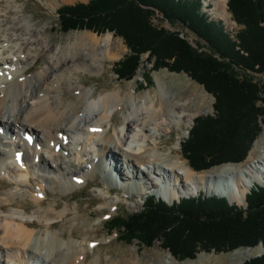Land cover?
<instances>
[{"label": "bare ground", "instance_id": "1", "mask_svg": "<svg viewBox=\"0 0 264 264\" xmlns=\"http://www.w3.org/2000/svg\"><path fill=\"white\" fill-rule=\"evenodd\" d=\"M11 1L0 0V17L6 25L0 29V174L4 173L3 166L6 165L9 175L14 178L10 181L11 189H5L0 176V188L3 187L0 190V264H27L26 258H41L43 264H104L99 253L92 261L88 251L77 243L78 233L74 226L72 240L66 243L63 231L45 234L60 222L57 219L68 216L70 207L67 205L58 210V201L46 204L49 192L42 184L35 189L32 186L34 178L56 182V174H59L60 180L70 179L68 186L73 188L92 180L100 188L102 182L93 178L98 166L100 179L108 176L111 183L101 179L106 188L103 195L99 194L101 207L118 205L119 200H109L107 193L122 188L126 198L135 197L144 194L143 188L153 191L158 182H165V178L168 186L177 185L171 188L169 200L177 191L181 193L194 186L205 187L208 192L226 196L231 203L242 205L250 190L264 185V131L256 139L246 161L225 163L210 171H195L183 157L185 155L169 147V133L173 132V126L181 124L188 128L196 116L187 112L182 99L166 95L164 87H161L158 98L147 95L136 103L133 91L122 95L118 89L95 98L76 85L73 89L80 95L72 104H67L64 101L65 88L59 83L61 77L66 75L72 82L74 75L86 67L97 68L94 63L101 58H115L116 54L111 50L114 35L112 32L100 35L82 31L74 41L59 49L51 46L49 41L39 46L36 30L28 27L31 25L28 21L22 22V18L14 23L15 17L7 16L12 10L7 3ZM209 1L218 14L225 16L228 13L227 0ZM38 33L46 34V30ZM102 47L105 50L99 52ZM42 53L47 54L48 60L44 71L25 76ZM29 96L36 100L34 105L26 102ZM126 102L132 107L125 108ZM115 108L124 110L121 124L116 119ZM29 127L37 133L32 145L25 140ZM1 132L13 134L3 136ZM130 140L133 143L130 144ZM18 150H24L21 162L16 158ZM41 167L48 174L35 176L33 170ZM152 174L159 176L158 181L151 178ZM173 178L175 183H170ZM118 180L127 183L121 186ZM133 185H138L135 192ZM28 196L34 198L38 208L29 209L23 201L17 200ZM30 216L37 217L39 222ZM84 221L88 225L91 223ZM44 222L43 232L36 239L37 224ZM91 238L85 236L86 240H93ZM255 250L248 247L232 251L228 254V264H237V259H245L256 253ZM204 258L205 254L200 253L195 262L187 264H203ZM172 261L173 258L169 257L164 264ZM105 264L143 263L134 256L125 255Z\"/></svg>", "mask_w": 264, "mask_h": 264}, {"label": "trees", "instance_id": "2", "mask_svg": "<svg viewBox=\"0 0 264 264\" xmlns=\"http://www.w3.org/2000/svg\"><path fill=\"white\" fill-rule=\"evenodd\" d=\"M203 6V0H89L58 12L61 32L110 31L124 39L130 52L115 64L120 79H133L148 54L154 70L186 72L215 96L214 113L198 116L181 143L197 171L244 161L262 131L264 114V79L256 76L264 75V0H228L241 26L232 34ZM157 10L172 25L195 33L208 50L194 47L180 31L156 25ZM145 81L152 82L150 72ZM246 201L244 208L201 193L168 204L152 195L140 211L113 217L109 229L122 230L128 243L138 239L150 247L162 240L178 259L194 258L200 250L264 245V187L252 189ZM243 264H264V253Z\"/></svg>", "mask_w": 264, "mask_h": 264}, {"label": "rangeland", "instance_id": "3", "mask_svg": "<svg viewBox=\"0 0 264 264\" xmlns=\"http://www.w3.org/2000/svg\"><path fill=\"white\" fill-rule=\"evenodd\" d=\"M89 0H12L11 3H7L9 7H11V13H7V16H14L15 19L13 20L14 23H17L20 19L23 18L22 22L28 21L31 25L28 26L29 28H34L36 30V36L38 39V45L42 46L44 42H48L53 47H57V49L63 47L67 43L74 41L75 37L78 35L79 32L82 31H90L88 29H77V30H70L69 32H61L60 31V24H59V9L66 5V4H74L77 2H85L87 3ZM204 6L203 10L207 11L214 19L216 20H223L225 26L227 27L228 31L232 34L241 28L238 22L233 18L231 11L229 10L228 0H227V10L228 13L225 16L220 15L214 9V5L209 0H203ZM156 15L153 16V21L158 26H164L171 31H180L182 34L186 35L188 40L192 43L194 47H198L202 45L201 50H208L205 42L200 40L198 36L193 33L192 31L188 30L187 28L183 27L180 24L172 25L168 20H166L162 14H159L157 10ZM5 21L1 20L0 17V29L4 28L6 25L4 24ZM3 24V25H2ZM12 25V23H11ZM7 26H10L7 25ZM46 30V34H41L38 32H43ZM110 32V31H108ZM96 33V32H94ZM107 32L101 33L103 35ZM98 34V33H97ZM114 35V39L112 41V52L116 54L115 58L108 60L101 58L100 61L94 63L97 68L95 67H86L84 70L78 72V74L74 75L72 78V82L66 77V75L61 77L59 83L65 88V97L64 101L67 104H72L76 101L80 92L74 90V86L79 85L82 90H85L95 98H98L100 95H103L105 92H110L114 90L120 89L122 95H125L128 91H133L134 93V100L135 102H140L143 98L147 95L153 97L154 95L158 98L159 93L161 92V87H164L166 95H174L173 99L179 98L182 99L183 107L186 108L187 112L195 113L194 120L201 115H208L213 114L215 111L214 103H215V96L209 92L204 84L197 82L196 80L192 79L190 75L186 72H175L169 70L167 67L154 70L152 67V63L148 61V54H145L142 59V63L140 68L133 79L125 80L120 79L118 74L115 73V64L123 59L129 52V48L126 45L124 39L121 36ZM2 49V48H0ZM105 50V47L99 48V52ZM34 53V51H32ZM47 54L42 53L38 62L34 63V66L30 71H28L25 76L30 77L35 75L38 72L44 71V68L47 66L48 60L46 59ZM102 60L104 63H102ZM150 72L152 82L145 81L146 73ZM257 78H263L264 75L260 73H256ZM60 92V91H59ZM60 94V93H59ZM172 99V97H170ZM27 103L34 105L36 100L31 98L30 96L27 97ZM125 108L132 107V104L129 102L125 103ZM116 112V119H119V123L123 122L122 117L124 116V110H118L117 108L114 109ZM131 109L128 110V112ZM194 120L192 124L186 128L184 125H174L173 132L169 133V138L171 142H169V147L175 149L179 154H184L181 143L185 141V139L189 136V130L194 125ZM15 130H17L15 128ZM28 133L34 134L35 130L30 128L27 130ZM264 131V114L262 116V131L259 136ZM4 133V132H3ZM11 134H13L11 132ZM10 133H4V135H11ZM2 135V134H1ZM43 137V134H40ZM258 136V137H259ZM257 137V138H258ZM256 141V140H255ZM133 143V140H130V144ZM255 143V142H254ZM254 147V145H253ZM253 151V148L251 149ZM251 151L246 159L249 158L251 155ZM117 159L120 163V156ZM186 158V156H183ZM246 159L244 161H246ZM188 163L189 160L187 159ZM106 162V161H105ZM243 162V161H242ZM232 163V162H228ZM240 163V162H239ZM225 164V163H224ZM190 165V164H189ZM223 165V164H222ZM218 166H215L208 170H200V171H210L212 169H216ZM5 168L4 173L0 174L2 181L4 183L5 189H11L10 181L14 180L11 175H9V169L6 168V165L3 166ZM195 170V169H194ZM197 171V170H195ZM34 175L38 174H48L43 167L33 170ZM161 174V173H159ZM55 175V174H54ZM56 182H52V180H40L38 178H34L32 182V186L35 189H38V184H42L46 191L49 192V200H47L46 204H53L54 202H59L60 205L58 206V210H61L63 207L69 205L70 213L65 218L57 219L60 222L52 229H49L45 232V234H52L58 231L64 232L65 237L63 241L66 243L69 240H72L71 231L73 230V226L78 233V237L75 238L77 243H81V248L88 251L90 255V259L93 261L94 257L97 256L99 253L101 255V261L105 263H110L112 260L117 258H123L125 255L134 256L137 258L138 262L146 263V264H164L167 258L172 257L173 261L170 264H187V262H195L196 259L199 258L200 253L205 254L204 263L203 264H228L229 263V253L232 251H217V250H200L194 258H187V259H178L171 254V252L163 247L162 240H157L154 242L152 246H146L142 244L138 239H134L132 242L128 243L125 242L121 236L123 235L122 230L118 229H109V222L110 218L117 216V215H127L131 214L136 211H140L143 209L144 201L147 198V192H156L157 198L163 197L167 200L168 204H172L174 201L172 198L169 200L170 194L166 193H159L157 191H161L163 187L160 188V185L153 191L145 190L143 188L144 194L131 196L130 198H126L124 195V190L119 188V191L107 193L109 200L118 199V205H107L105 207L100 206L99 194L103 195L104 190V180H107V184H111L108 176L101 177L100 167H95V172L93 178L96 180H100L102 182L103 188H99L96 186L92 181L91 183H82L80 187L73 188L72 185L68 186L71 180L68 181L60 180V175L56 174ZM151 178L154 181H158L159 176L155 174L151 175ZM157 178V179H156ZM162 183H169L168 180L165 178V182L161 180ZM170 183H175L174 178ZM142 182H140V185ZM159 184V182H158ZM68 186V188H67ZM258 186L264 187V185H257L253 189H256ZM0 188V190L3 189ZM70 188V189H69ZM138 188V185H133L134 192ZM204 188V193L207 196H218V194H213L208 192L205 187H194L192 186L191 189L187 191H183L187 194V196H198L199 189ZM152 190V189H151ZM200 193V194H201ZM251 193L248 192V194ZM247 194V195H248ZM176 196V195H175ZM4 197V196H3ZM221 197V195H220ZM247 197V196H246ZM18 201H23L29 209L38 208L39 206L34 202V198L28 196L26 198L18 197ZM229 200V199H228ZM173 201V202H172ZM13 202L12 204H14ZM236 204V203H232ZM9 208L11 206L7 204ZM238 206H246L247 201ZM31 207V208H30ZM13 209L22 210L20 208L13 207ZM76 209V210H75ZM76 217L73 219L72 217ZM31 217V216H30ZM70 217V218H69ZM31 218L35 219L36 222H39V219L35 216ZM68 218V219H67ZM84 220L91 223L86 224ZM75 221V224L72 222ZM55 222V221H52ZM93 222V223H92ZM45 226V222L43 224H37V234L35 238L37 239L41 233L43 232ZM85 230V231H84ZM90 230V231H89ZM88 232V234H87ZM86 233V234H85ZM84 234V235H83ZM92 237L93 240H86L85 236ZM61 241V240H60ZM95 241V242H93ZM34 242V241H33ZM93 242V243H91ZM94 243H98V245H94ZM248 247H240L237 249H244ZM249 248H256V253L246 257L245 259H237V264H243L246 260L259 256L264 253V245L259 244L254 247ZM236 250V249H235ZM228 255V256H227ZM169 256V257H168ZM27 264H43V260L40 258L27 259ZM197 263V262H196ZM190 264V263H189ZM198 264V263H197Z\"/></svg>", "mask_w": 264, "mask_h": 264}]
</instances>
